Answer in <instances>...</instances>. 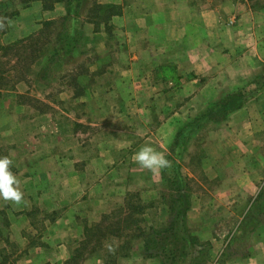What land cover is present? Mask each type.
I'll return each instance as SVG.
<instances>
[{"label":"rangeland","instance_id":"rangeland-1","mask_svg":"<svg viewBox=\"0 0 264 264\" xmlns=\"http://www.w3.org/2000/svg\"><path fill=\"white\" fill-rule=\"evenodd\" d=\"M100 2L101 0H0V157L7 156L12 161L10 171L16 176V167L23 168L29 162L30 152L36 149L38 152L45 149L40 153L55 149L59 151L60 143L57 139L61 128L58 122H90L91 119L83 116L87 111L93 119L91 122H101L99 126L102 125L103 129L98 127L99 132L106 130L105 122L108 120L116 124L117 136L124 134L126 125L132 144L139 145L145 139L133 138L131 132L133 128H137V131L147 137V145L156 151H159L157 144L161 149L163 145L168 149L173 148L178 161L183 164L180 163V171L171 176L172 182L166 183L167 185L158 182L159 192L167 189L162 193L164 196L161 195V199H155L152 193L147 200L141 201L139 193L133 192L125 197L118 195L116 202L124 199L126 202L114 207L109 213L102 214L101 209H98L94 217L99 218V223L86 226L83 238L68 246V250L77 248V251L64 256L57 245H53L52 239L47 237L51 228L48 226L49 221L44 223L43 219L44 213L48 220L55 217L53 206L43 205L41 200L34 198L36 192L28 190V195L33 200L32 203L30 201L33 206V228L21 239H16L9 231L8 213L11 214V208L6 201L0 200V264H81L89 257H94L93 262L102 264H218L219 252L225 248L226 242L233 240L231 235L240 229L236 218L252 200L247 197L248 191L235 190V185L249 184L254 177L259 179V185L264 183V110L243 109L249 92L252 93L248 89L250 86H247V90L244 88L236 95L222 96L209 109L195 114H189L187 110L177 111L176 105L183 100V95L177 93L178 88L182 89L183 83L193 81L186 79L184 82H170L167 78L163 81L157 76H165L166 71L171 70L158 68L157 71V67L152 65H146L152 67L141 69V75L130 79L132 87L129 96L123 95V90L118 89L119 93L115 96L118 101L115 104L109 98V101L104 102L107 109L93 110V113L87 110L86 103L83 102L85 96L81 95L82 86L87 84L88 78L79 79L78 76L88 74L91 63L94 66L95 58L101 59V69L112 64L107 59L108 56H129L122 48L109 46L105 42L115 41L110 21L113 17L121 16L122 6ZM213 2L220 3L217 5L220 6L219 9L230 14V20H226L228 27L235 26L233 7L236 3L244 7L245 28H252L253 24L258 25L259 21L264 20V0ZM108 7L115 8L107 9ZM87 25L91 27L86 29ZM102 25L105 35L101 34ZM80 26V29H76ZM250 38L252 30L248 29L244 40ZM119 60L115 63L117 67L123 64ZM137 67L133 68L134 72ZM203 82V79L197 80V89L203 86ZM157 88L168 90L169 94L157 96ZM259 99L256 101L260 102ZM44 114H48V119L51 120L48 121L47 131L52 137L55 136V140L46 143L41 139V143L27 144L35 136L42 137L38 122H42L40 116ZM175 114L178 115L173 116ZM132 116L133 125L129 127L124 122H129ZM148 118L151 120L146 122ZM177 118L180 121L176 122L186 125L176 130L173 143L172 140L167 143V136L163 138L167 133L162 131L169 126L159 130L157 125L160 126L159 122H174ZM250 118L255 121L253 124L252 121L247 122ZM35 119L36 122L33 121ZM140 119L142 122L137 125ZM69 129L74 131L75 125L69 124ZM123 145L125 142L115 146L116 163H119V158L121 162L125 156L126 167H133V174L138 173L140 167L132 159L135 153L118 151ZM13 149L15 152L11 159L9 152ZM224 162H227L225 177L228 190L222 200L227 198L228 201L219 204L220 191L215 190L214 186L218 187V183L222 184L223 180H208L207 171L212 170V175L216 176ZM123 167L120 165V169H124ZM254 171L259 175H253ZM177 174L180 175L179 179ZM17 176L21 177L19 186L28 184L26 171ZM203 186H206V191L208 194L211 192L212 199L216 201L211 209L203 206V203H192V198H197V195L205 191ZM187 188H191L188 193ZM20 191L24 199L26 191ZM258 200L260 201H256L252 207L255 214L262 218L254 230L264 224V191ZM46 201L52 202V198ZM225 202L227 204L224 205ZM138 204L143 208L141 214L135 208ZM130 213L138 221L123 226L119 237L106 230ZM106 216H111V220H105ZM12 217H17V214L12 212ZM97 224H100L102 230L95 228L96 234L89 241L86 230ZM154 227H158V234L153 231ZM91 251L95 253L90 255Z\"/></svg>","mask_w":264,"mask_h":264},{"label":"crops","instance_id":"crops-1","mask_svg":"<svg viewBox=\"0 0 264 264\" xmlns=\"http://www.w3.org/2000/svg\"><path fill=\"white\" fill-rule=\"evenodd\" d=\"M100 3L122 6L121 16L118 13L119 17H113L110 21L115 41L106 40L105 42L109 46L122 48L129 56L128 58L127 56H108L107 59L112 64L109 63L101 69V59L95 58L94 66L91 63L88 74L78 76L79 79L88 78L87 84L82 86L81 95L85 96L83 102L86 103L87 110L93 113V110L107 109L104 107V102L109 101V98H112L115 104L118 101L115 99L119 93L118 89L123 90V95L129 96L132 87L130 79L141 75V69H149L152 66L157 67V71L158 68L171 70L166 71L165 76H157L163 81L166 78L170 82H177V80L184 82L186 79L193 81V83H183L184 88L182 89L178 88L177 93L183 95V100L176 105L177 111L187 110L189 114L190 112L195 114L197 111L211 108L216 101L222 99V96L236 95L244 88L247 90L249 86L248 89L252 93L249 92L243 109L245 111L264 110V20L259 21L258 25L253 24L252 28H245V11L242 4L236 3L233 7L236 22L235 26L228 27L230 14L222 12L219 9L220 6H217L220 3L213 2V0H101ZM90 27L91 25H87L86 29ZM102 27L101 34L105 35L104 26ZM80 28L81 26L76 29ZM248 29L252 30V38L244 40L245 31L247 32ZM117 59L123 63L122 66L115 65ZM146 65L152 66L146 67ZM135 66H138V69L134 72ZM199 79H203L204 82L203 86L197 89L196 83ZM156 93L157 96L169 94L168 90L158 88ZM212 95L216 97H210ZM127 99L130 100L128 97ZM257 99L260 102H257ZM59 104L62 105V102ZM89 114L90 112L85 111L83 116L85 119H91L90 122H84V120L58 122L61 128V134L57 139L60 143L59 151L55 149L40 153L45 149L40 152L36 149L30 152L29 162L23 168L16 167L15 174L19 183L21 177L17 174L26 171L28 184L19 186L20 190L26 191L20 204L7 202L11 208V214L8 213L9 231L13 233L14 238L21 239L33 228L31 219L33 200L32 196L28 195V190L36 192L34 198L41 200L43 205L54 207L55 217L48 220V216L44 213L43 219L44 223L49 221L48 226L51 228L47 237L52 239L53 245H57L64 256L68 253L72 254L77 249L68 250V246L83 238L86 226L99 223V218L94 217L98 209H101L102 214L109 213L114 207L124 205L125 199L116 202L118 195L125 197L133 192L139 193L141 201L142 199L147 200L149 194L152 193L155 199L159 200L167 189L159 192L158 182L167 185L172 182L171 176L180 171V165L183 163L178 161L173 148L168 149L162 143H160L163 145L162 149L157 144V150H159L157 152L162 153L170 161L168 168L153 172L139 166L138 173L133 174L131 171L133 167H126L127 158L125 156L121 162L119 158L117 164L115 161L117 144L125 142V145L118 151L125 150L129 154H134L142 146L147 145V137L139 130L137 131V128H133V131L131 130L133 138L143 137L145 139L143 144L133 145L132 138L125 128L126 125L123 129L124 134L117 136L115 134L116 124L109 120L105 122L106 130L99 132V128L103 129L102 125L99 126L101 122H91L93 119L89 117ZM176 115L178 114L173 116ZM133 117L124 124L128 123L129 127L133 125L131 121ZM40 118L43 119L42 122H38V126L41 125L39 130L42 137L35 136L32 140H28L27 144L41 143V139H44L46 143L55 140V136L52 137L47 131L48 121H51L48 119V114L41 115ZM179 119H174V122H159L160 126L157 125L159 130L169 126L162 131L167 133L163 134V138L167 136V143L170 140L173 143L176 139V130L179 127H185V123L182 125L183 122H176L180 121ZM150 120L151 118H148L146 122ZM252 120L250 118L247 122ZM33 121L36 122L37 119ZM141 122L142 119L137 125ZM254 122L252 121L251 124ZM69 124L75 125L74 131L69 129ZM14 152L15 149L9 152L11 159L14 157ZM226 164L227 162L223 165L221 163L216 176L212 175V170L207 171L208 180L217 178L223 180L222 184L218 183V187L214 186L215 190L220 191L219 204L222 201H228L227 198L222 200L225 191L228 190L225 177ZM120 165H123L124 169H120ZM253 173L256 176L259 175L256 171ZM177 176L179 179L180 175L177 174ZM189 177H192L190 171ZM258 180L254 177L249 184L235 185V190L248 191L247 197L252 200L236 218L240 229L231 235L234 241L226 242L225 248L219 252L218 264H264V224H261L263 227L254 230L262 218L253 211V204L262 200L258 198L264 191V183L259 185ZM203 188L205 191L203 189L204 192L197 195V198H192V203L194 205L203 203V206L211 209L216 201L212 199L211 192L208 194L206 186ZM189 190L191 188H187V193ZM50 197L52 202L46 201ZM12 212L16 213L17 217H12ZM154 229L153 231L158 234V227ZM94 253L91 251L89 254ZM93 258L89 257L81 264H102L98 261L93 262L95 260Z\"/></svg>","mask_w":264,"mask_h":264},{"label":"clouds","instance_id":"clouds-1","mask_svg":"<svg viewBox=\"0 0 264 264\" xmlns=\"http://www.w3.org/2000/svg\"><path fill=\"white\" fill-rule=\"evenodd\" d=\"M132 159L141 168L153 172L170 167V161L150 145L142 146ZM11 164L12 161L7 156L0 157V200L20 204L23 193L19 189V180L10 171Z\"/></svg>","mask_w":264,"mask_h":264},{"label":"trees","instance_id":"trees-1","mask_svg":"<svg viewBox=\"0 0 264 264\" xmlns=\"http://www.w3.org/2000/svg\"><path fill=\"white\" fill-rule=\"evenodd\" d=\"M109 8H115V7H108L107 9H109ZM141 206H139V204H138V206H135V208L136 209H138L139 210V212H140V214H141V212H142V207L140 208ZM131 209V208H130ZM111 216H106L104 219L105 220H111ZM138 220H135L134 219V214H132V213H130V214H126L125 216H124V219H122L120 222L119 221H117L116 223H114V224H111L110 226H108L107 227V231L108 232H110V234H112L113 236H117V237H119L120 235H121V231H122V229H123V226H127V224H131V223H135V222H137ZM115 224H118L119 226L118 227H116L115 226ZM94 227V228H93ZM92 228H89V229H87L86 230V237H87V239L89 240H92L93 238V236H95V232L97 231V230H94L95 228H97V229H101L102 230V228L100 227V224H97V225H94ZM129 227V226H128ZM101 232V231H100ZM89 240V241H90ZM91 255V254H90Z\"/></svg>","mask_w":264,"mask_h":264}]
</instances>
